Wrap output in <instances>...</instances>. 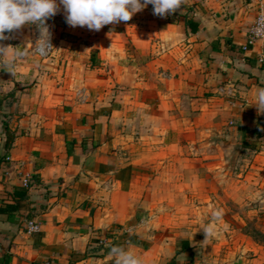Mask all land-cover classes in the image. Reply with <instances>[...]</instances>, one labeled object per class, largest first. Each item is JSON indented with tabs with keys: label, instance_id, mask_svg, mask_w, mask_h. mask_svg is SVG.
Masks as SVG:
<instances>
[{
	"label": "crops",
	"instance_id": "crops-1",
	"mask_svg": "<svg viewBox=\"0 0 264 264\" xmlns=\"http://www.w3.org/2000/svg\"><path fill=\"white\" fill-rule=\"evenodd\" d=\"M260 12L264 0H186L161 18L149 4L90 31L61 5L47 59L26 25L6 32L0 45L23 55L0 64V264H113V244L143 264H211L165 222V171L182 159L196 183L198 151L220 137L255 152L264 182V41L240 49ZM249 250L230 264H264Z\"/></svg>",
	"mask_w": 264,
	"mask_h": 264
},
{
	"label": "rangeland",
	"instance_id": "rangeland-1",
	"mask_svg": "<svg viewBox=\"0 0 264 264\" xmlns=\"http://www.w3.org/2000/svg\"><path fill=\"white\" fill-rule=\"evenodd\" d=\"M164 136L165 143L173 139L171 134ZM217 139L212 151L206 154L202 146L197 153L196 183L189 182L194 168L188 162L181 159V166L176 159L168 162L165 174L176 176L167 185L164 219L194 238L202 257L207 254L211 264H230L240 250L249 253L253 246L264 247V182L258 181L260 171L252 149L240 145L222 148L220 137ZM216 208L223 212L221 235L202 244L201 226Z\"/></svg>",
	"mask_w": 264,
	"mask_h": 264
},
{
	"label": "clouds",
	"instance_id": "clouds-1",
	"mask_svg": "<svg viewBox=\"0 0 264 264\" xmlns=\"http://www.w3.org/2000/svg\"><path fill=\"white\" fill-rule=\"evenodd\" d=\"M186 3V0H0V40L7 39L10 33L21 29L25 24L38 25L43 40L48 38L47 20L57 14L63 6L65 21L70 27H87L90 31H100L110 24L127 23L134 14L141 12L147 5L153 6V14L166 17L175 13ZM12 54L20 57V48L0 45V64L10 67L8 57ZM14 75V72H11ZM260 113H264V88L257 92V105ZM223 219L221 209H213L209 221L201 226L205 235L202 244L221 235L220 223ZM225 229L227 225L223 226ZM109 257L113 264H143L142 259L132 247L110 246Z\"/></svg>",
	"mask_w": 264,
	"mask_h": 264
},
{
	"label": "built area",
	"instance_id": "built-area-1",
	"mask_svg": "<svg viewBox=\"0 0 264 264\" xmlns=\"http://www.w3.org/2000/svg\"><path fill=\"white\" fill-rule=\"evenodd\" d=\"M47 26L49 31V36L42 39L40 29L38 25L35 24H25L33 33L35 34L34 44H33V53L40 59H47L53 54L52 47V32L49 28V19L47 20ZM264 41V14L258 13L254 22L250 26L247 37L244 44L241 45L240 49L244 52L252 48L257 42ZM3 129V123L0 120V131ZM28 181H23V186L28 187ZM27 231L29 233H35L40 231V226L37 223L30 222L28 223ZM46 264H53L52 262Z\"/></svg>",
	"mask_w": 264,
	"mask_h": 264
},
{
	"label": "trees",
	"instance_id": "trees-1",
	"mask_svg": "<svg viewBox=\"0 0 264 264\" xmlns=\"http://www.w3.org/2000/svg\"><path fill=\"white\" fill-rule=\"evenodd\" d=\"M114 245H119V244H113L112 246H114Z\"/></svg>",
	"mask_w": 264,
	"mask_h": 264
}]
</instances>
